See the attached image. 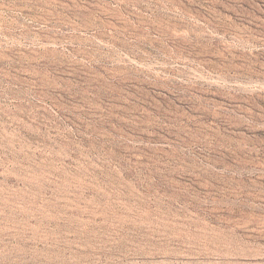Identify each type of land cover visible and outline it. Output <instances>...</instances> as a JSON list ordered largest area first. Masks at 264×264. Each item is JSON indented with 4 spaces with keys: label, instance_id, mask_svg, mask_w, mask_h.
I'll return each mask as SVG.
<instances>
[{
    "label": "rangeland",
    "instance_id": "rangeland-1",
    "mask_svg": "<svg viewBox=\"0 0 264 264\" xmlns=\"http://www.w3.org/2000/svg\"><path fill=\"white\" fill-rule=\"evenodd\" d=\"M0 264H264V0H0Z\"/></svg>",
    "mask_w": 264,
    "mask_h": 264
}]
</instances>
